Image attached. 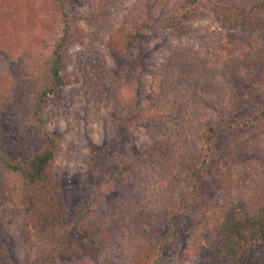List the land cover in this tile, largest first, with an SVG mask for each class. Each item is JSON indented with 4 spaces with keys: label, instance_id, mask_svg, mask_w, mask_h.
<instances>
[{
    "label": "rangeland",
    "instance_id": "1",
    "mask_svg": "<svg viewBox=\"0 0 264 264\" xmlns=\"http://www.w3.org/2000/svg\"><path fill=\"white\" fill-rule=\"evenodd\" d=\"M62 1L72 20L61 49L67 83L42 113L60 141L53 170L65 193L70 229L55 264H144L152 248L162 254L159 264H262L261 248L238 260L216 255L206 233L234 197L245 196L246 180L264 189V120L249 131L234 128L264 109V11L246 26L234 4L249 0H212V7L199 6L192 17L182 12L186 0ZM54 4L0 0V100L9 95L13 102L0 113V148L12 157H27L42 144L32 111L41 87L53 83L46 67L63 29ZM173 20L176 27H170ZM136 28L147 38L134 50L128 46L134 35H128ZM227 44H241L236 51L243 57L222 60ZM40 58L46 63L41 75ZM175 86L195 90L207 115L197 113L186 95L177 97ZM167 98L172 101L166 107ZM223 104L232 108L229 116H223ZM206 122L220 131L211 159L198 172L192 205L177 207L187 211L173 228L165 215L144 218L141 180L154 179L151 202L157 193L170 196L183 179L176 150L191 147L195 128ZM179 136L171 158L155 155L146 163L147 145L166 139L176 145ZM126 157L135 159L131 181L120 176ZM163 169L178 177L163 179ZM8 181L0 169V264H30L35 253L25 219L4 204ZM135 243L145 244L132 250ZM137 250L141 254L133 256Z\"/></svg>",
    "mask_w": 264,
    "mask_h": 264
},
{
    "label": "trees",
    "instance_id": "2",
    "mask_svg": "<svg viewBox=\"0 0 264 264\" xmlns=\"http://www.w3.org/2000/svg\"><path fill=\"white\" fill-rule=\"evenodd\" d=\"M210 1L212 0H186V8L182 10V12L185 11L184 17H192L194 11L198 9L199 6L206 5L212 7ZM234 5L237 6L239 11L237 17L241 18L243 24L246 26H253L257 22V15L264 11V0H249L242 6L239 4L236 5V3ZM54 8L57 13H60H53V16H55L57 20L58 27L63 28L62 36L57 44L55 43L51 61L47 64V67L43 58L37 61L39 67V70H37L38 74L41 75L43 67L45 66L47 71H49V77L53 83L41 87L34 98L32 111V117L37 123L41 133L42 144L27 157H12L5 150L0 148V169L6 174L9 180L7 182L9 184L4 188V204L6 207L18 211L25 219L28 237L33 245L35 253L30 259V264H55L58 255L63 248L67 246L66 241L70 231L65 221L67 217L65 193L60 180L53 170V166L60 151V141L47 130L42 114L47 100L61 88L65 87L67 83L62 74L64 63L61 49L63 47L62 45L69 37L72 20L62 0H55ZM230 15L236 17L234 9L230 11ZM176 25L177 23L175 24L174 20L171 21L170 27H176ZM136 29L131 31V33L129 32L130 34L128 35V38H132V35H134V39H130L128 45L134 50L137 49V42L140 39L143 37L147 38L146 34L144 35L141 29ZM238 45L241 44H227L226 53L222 52L220 55L222 56V60L230 54H233L235 58L237 55L242 58L243 54H238L236 51V46ZM42 63L44 64L40 67ZM172 89H174L177 97L186 95L189 98V102L195 105V110H198L197 113H199L201 109V115H207L206 106L203 107L201 105L198 95H193V91L195 90L185 92V88L180 86H175ZM212 99H214V96ZM171 101L169 103V99L167 98V102L165 101L166 107L168 104H171ZM203 101L205 105L208 104L206 103L208 101L206 97ZM11 105H13L11 97L9 95L5 96L3 100H0V113L8 110ZM221 109L223 116L226 117L230 115L232 108L230 107L228 109L225 107V104H223L221 105ZM263 120L264 109L243 121L237 122L234 128L236 132L241 129L242 131H249L256 128ZM195 129V134L192 135L193 137L191 138L193 145L191 147L190 145H186L183 150H181V146L180 150H176V146H178V143L181 141L180 136L175 142L176 145H174V143L170 144L171 141H169V139L160 141L155 140L152 145H147L150 149L148 150L149 156L148 160H146L148 162L146 163L155 161V155L160 156L163 160H167L172 157V151L176 150L179 152V157H177V169L180 168L183 170L181 174L183 179L175 182L179 185L174 184L176 188L171 191L172 194H170V196H159L158 193L156 194L154 198L158 204L157 208L153 206L155 201L151 202L153 196H151L150 190L153 189V191H155L153 185L154 179L151 180L148 176L146 177L149 182L142 179L141 181L145 183L146 190H142V193L138 194V197L141 199V203L144 201V209L142 212L144 218L153 219L155 216L157 218L158 215H165L167 216L166 219L169 220V225L173 228V224L183 217L188 207L192 205V201L198 193V172L203 169L211 159L212 144L218 131H220L218 126H213L208 123L203 124L202 127L198 125ZM260 137L261 141H264V136L262 135ZM258 146V150H260L262 142L258 141ZM134 164L135 159L128 160L127 157L122 162L123 166L120 170L122 180L131 181L129 180V174ZM159 172L160 170L158 173ZM159 175L163 177V179L178 177L177 173L166 169H163L162 173L160 172ZM119 180L121 181L120 178ZM254 183V180H246L243 183L246 188L244 193L245 196L234 197L230 204L223 209L222 213L213 218L214 220H212V223H208L210 226L207 227L206 235L208 237L209 250L222 258L238 260L241 257L250 255L254 249L258 248L263 250L264 256V189L261 188V186H254ZM148 187L149 190H147ZM169 197H172L171 200H169ZM167 201H170L169 204ZM180 205H184L187 209L183 212H179L177 207ZM144 244L135 243L131 246V249H142V245ZM136 253L140 255L141 251H135L133 256H135ZM151 256L145 259L144 264H149L151 259L153 260V263L151 262L152 264L160 263L162 256L160 251L157 253L155 248H152ZM262 264H264V257L262 258Z\"/></svg>",
    "mask_w": 264,
    "mask_h": 264
}]
</instances>
